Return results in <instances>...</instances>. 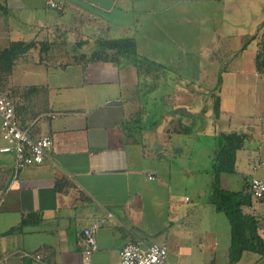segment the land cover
Wrapping results in <instances>:
<instances>
[{"label":"crops","instance_id":"crops-1","mask_svg":"<svg viewBox=\"0 0 264 264\" xmlns=\"http://www.w3.org/2000/svg\"><path fill=\"white\" fill-rule=\"evenodd\" d=\"M47 1L0 0V94L13 104L22 129L52 141L41 160L16 172L13 156L0 159L2 264H119V250L135 237L168 249L166 240L176 242L189 217L186 196L174 188L176 171L185 177L188 168L185 163L172 168L170 152L181 154L169 133L179 134L193 121L192 134L221 131L212 128L219 117L212 119L207 107L210 91L219 85L206 91L201 85L204 79L214 83L220 69L239 73L232 72L234 84H243V75H250L253 86L263 79L260 65L243 61L252 42L258 52L259 37L250 43L244 36L234 45L228 37L238 19L256 11L244 3L257 2L264 19V0H49L57 7ZM66 35L74 48L49 59L45 53L57 50ZM204 35L210 36L209 48L202 45ZM10 47L13 52H7ZM75 51L81 59H73ZM157 93L167 101L163 120L145 126L144 99ZM253 143L237 150L236 173L238 161L253 165L264 159V143ZM260 170L250 167L244 177H258ZM242 208L264 216V203L253 198ZM220 213L214 214L217 231L228 250L220 258L228 264L230 224ZM161 218L165 235L148 240L145 236L164 226ZM92 226L97 247L86 262L80 240ZM259 233L264 239L263 226ZM191 238L192 249L199 245L201 252L196 231ZM179 239L181 257L186 241ZM216 260L213 264H223ZM171 264L186 263L180 258ZM234 264H264V255L244 251Z\"/></svg>","mask_w":264,"mask_h":264},{"label":"rangeland","instance_id":"rangeland-1","mask_svg":"<svg viewBox=\"0 0 264 264\" xmlns=\"http://www.w3.org/2000/svg\"><path fill=\"white\" fill-rule=\"evenodd\" d=\"M244 5L251 7L252 10L254 9L256 11L249 12L248 17L245 19H238V21L235 22V26L231 27V29H234L233 36L228 38L230 43L234 45L235 43L241 44L240 38L244 36L246 37V42L250 41V43L255 37H259L257 40L260 41L258 44V52H256V42H252L250 47L244 53L243 61L245 62L246 59L249 62L255 61L257 66L260 65V69H264V27H262V24H264V19H259L262 10L259 9V4L257 2L255 3L253 1H248L244 3ZM212 21H214L213 23L217 25L218 21ZM254 25L256 26L254 27ZM258 26H261L260 32L259 28L256 29ZM238 34L245 35H241L239 37ZM209 38V35L203 36V46L208 44L207 39ZM65 39L67 40L66 42L57 44V50H48L45 53L49 59L58 58L59 56H62L64 50H67L68 52L69 48L73 47V45L68 42V35L65 36ZM218 39V46H220L223 39H221V36H219ZM260 46H262V48H260ZM209 47L210 44L207 45V48ZM220 56L225 55L221 54ZM256 56H258L257 59ZM76 58L81 59L79 58L77 51L73 52V59L76 60ZM225 59H227V56ZM208 64L209 59L205 57L203 59V67L205 70ZM210 71L214 73L213 69ZM232 72L235 71H232V69L229 70V68L220 69L217 75L213 74L216 80L214 82L215 84L206 83L204 79V81L201 82V85L204 91L219 85L217 88H214L216 90H211L209 93L211 98H218L219 122L218 125L216 124L217 127L211 123L212 128H215L216 130L220 129L221 131L225 132H240L241 130L245 131L246 138L244 139L243 146L241 148L243 151V149L254 144L253 142L255 141L258 143V141L261 140L264 143V108L262 105L263 103H260L264 101V74L262 75L263 79L260 77L257 78V84L256 86H253L251 85L250 75H243L244 78H246V81H244L243 84H234V76ZM237 74L239 73L235 72V76H237ZM17 81H21V79H17ZM7 84H9V82ZM160 94L161 93H157L144 99V103H146L145 106L148 111L147 116L143 119L145 126L153 121H155V124H157L161 123V120H163V114L161 112L163 111V107L167 101L163 100L159 96ZM197 101H199V99H197ZM175 118L176 116H174V119ZM248 125H255L258 127L256 128L257 131H248L250 129L248 128ZM173 126H177L175 120ZM262 126L263 128H260ZM184 130L185 127L182 125V130L180 131L181 134H178L174 131L169 133L171 135L172 141L171 146L176 147L179 143L180 146L176 147V149L181 154V157H172V153H174V151H172V153L170 152V154L172 168L176 167L180 163H185L188 168V173L185 175V177L182 174V177L178 178L179 175L176 171V183L174 188L175 190L179 191L181 195H185L188 198V200L183 204V208L186 209L189 217L186 219L187 224L185 223L183 227L179 228L180 230L184 229V231L177 234V237L175 238L176 242L175 240H166L168 246L167 261L171 264L175 263V261L179 262V259L181 258L186 264H213V260L217 259V263L224 264L227 263L228 260H223V258H220V255L223 256V250L227 247L223 245L224 238L221 236L222 231L219 234L217 231V224L219 221L217 222L214 217L216 210L212 205H209L208 202L211 182V154L215 145V140L213 139V135H211V133H213L214 130H211V128L208 129L207 132L209 133L207 135L200 133L192 134V132L186 134L183 132ZM9 156L13 160V154L11 153H8L7 155L0 154V159L2 160L4 157H6V159H3V162H8L9 160L7 157ZM239 163H242V161H238L237 167L238 171L241 172L237 171L238 173H225L222 175L221 185L223 188L239 190L241 187H243L242 185L244 178L246 177H244V175L250 173L252 162L250 164L244 162L243 165ZM244 172H246V174ZM256 175L258 177H264V170H260ZM249 176L247 175V177ZM145 214L148 216L147 210H145ZM219 216L220 220H227L223 213H220ZM189 220L191 222H189ZM160 221L164 225L162 228H159L161 232L159 231L157 234L145 236L148 240L155 239L156 237L162 238L165 235L163 229L167 223L164 218H161ZM195 231L199 239H201L203 242V245L201 246V252L196 248L199 245L195 246V250H193L194 248L192 249L191 234H193ZM180 237L184 238L186 241L182 243L185 250V256L181 257H179V254L183 252V250L178 247L177 244L179 243ZM174 250H177L178 252L173 253ZM225 251L228 252L227 249Z\"/></svg>","mask_w":264,"mask_h":264},{"label":"trees","instance_id":"trees-1","mask_svg":"<svg viewBox=\"0 0 264 264\" xmlns=\"http://www.w3.org/2000/svg\"><path fill=\"white\" fill-rule=\"evenodd\" d=\"M125 42L126 46L131 48V44L128 45L130 42ZM107 43L113 46L111 41ZM13 51L14 49L10 47L7 52ZM209 99L210 102L207 107L212 109L213 114L211 117H213L212 119H217L218 98L210 97ZM205 111L206 107L203 112ZM193 124L194 121L192 124L185 126L183 132L186 134L191 133ZM245 138L246 134L242 132L216 131V134H213L215 145L211 154V182L208 202L216 211L224 213L230 224L228 264H234L244 251L261 253L264 249V239L259 233V229L262 226L264 228V216L258 218L252 213L245 212L242 208L243 206L251 205L252 202L247 181L248 177L244 178L243 187L238 191L225 189L221 185L223 174L236 173V152L242 148Z\"/></svg>","mask_w":264,"mask_h":264},{"label":"built area","instance_id":"built-area-1","mask_svg":"<svg viewBox=\"0 0 264 264\" xmlns=\"http://www.w3.org/2000/svg\"><path fill=\"white\" fill-rule=\"evenodd\" d=\"M47 3L50 7H57L55 3L49 0ZM0 139V154H13L15 172L41 160L50 150L52 144L49 136L34 138L16 123L14 106L2 94H0ZM258 169L264 170V159L257 158L251 166L253 172ZM247 181L252 198L264 203V179L252 176ZM185 200H188V198L185 197ZM95 226L84 229L81 234L80 245L86 262L90 261L97 247L93 235ZM262 254L264 255V249ZM0 264H2L1 258ZM119 264L170 263L167 261V247L165 244L160 242L147 243L143 239L135 237L119 250Z\"/></svg>","mask_w":264,"mask_h":264}]
</instances>
